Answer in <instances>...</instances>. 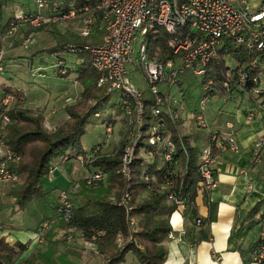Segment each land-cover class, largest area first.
Wrapping results in <instances>:
<instances>
[{
  "label": "built area",
  "instance_id": "1",
  "mask_svg": "<svg viewBox=\"0 0 264 264\" xmlns=\"http://www.w3.org/2000/svg\"><path fill=\"white\" fill-rule=\"evenodd\" d=\"M86 4L77 12L65 9L59 0H34L35 11H18L10 17L5 36L23 33L22 45L26 48L33 39L34 31L62 24H76L77 34L85 38L94 23L100 21L103 38L100 44L79 47L70 46L66 53H86L90 66L99 75L98 86H106L107 94L120 93L121 118L131 129L129 142L120 157L121 172L128 175L132 152L136 142L142 138L145 115L157 118L174 103L170 93L181 76L189 73L201 80L199 112L196 113L197 127L208 131L209 146L200 158L199 174L202 183L198 192L213 191L217 183L213 178L212 164L219 153L240 151L234 125L225 124L227 132L210 129L205 115V106L212 97L220 96L224 102L235 96L254 101L255 111L245 114V123L250 124L264 114V0L253 4L249 0H85ZM167 36L165 49L151 48V45ZM171 58L160 60L162 55ZM4 51L0 50V73ZM228 60L234 62L230 66ZM223 63V70L215 72V63ZM58 61L56 66H62ZM138 71L152 96L151 105L145 106L143 93L133 88L129 76ZM65 74L64 70L60 71ZM163 87L161 89L160 87ZM15 100L7 95L1 100L8 107ZM166 112V111H165ZM168 114V113H167ZM98 116V114H97ZM9 122L6 115L2 126ZM164 125L157 121L151 126L150 145H166L163 158L172 161L173 147L166 141L168 136ZM160 130L161 133H160ZM133 149V150H132ZM253 160L260 163L264 154V133L251 145ZM151 154V153H150ZM20 157L10 151L0 140V184L12 185L18 177L12 171V164ZM102 179V173H93L87 184ZM178 207L184 201L169 196ZM64 207L59 220L67 222L70 205L66 193L60 196ZM196 225H200L197 219ZM52 221H44L36 232V242L41 243ZM259 232L258 248L251 256L254 264L264 263V218ZM172 232L168 239H172Z\"/></svg>",
  "mask_w": 264,
  "mask_h": 264
},
{
  "label": "trees",
  "instance_id": "2",
  "mask_svg": "<svg viewBox=\"0 0 264 264\" xmlns=\"http://www.w3.org/2000/svg\"><path fill=\"white\" fill-rule=\"evenodd\" d=\"M60 2L66 10L73 9L77 12L86 4L85 0H60ZM10 4L11 0L0 1V50L1 36L8 28L10 20L8 18L4 23L3 8H7ZM19 11L23 10L19 9ZM43 31H45L43 28L37 29L34 33ZM102 38L103 31L100 29V21L97 20L87 37H79L77 33L59 35L54 38L55 44L51 48L38 51L32 57L26 58L29 62L27 66L31 69L33 58L47 52L56 55V73L59 77H65L68 71L65 69L64 61L58 58V54L66 53L70 46L98 45ZM167 38L166 35L163 36L152 44L151 48L165 49ZM77 56L81 58V66L76 71V81L81 88L79 97L74 104L64 108L69 121H63L51 133L44 130V118L40 111L24 107L22 103L25 98L22 91L0 84V140L12 153L20 157L19 162L12 164L11 167L18 177L15 186L8 193L14 200L11 207L14 211H23L27 205L34 202L42 210L43 222H49L56 217L59 218L61 210L64 209L59 203L60 196L66 193L70 214L67 222L59 220L62 230L77 232L84 243L93 247L102 264H164L167 257L166 242L168 234L172 232L170 219L174 213L180 212L190 220L199 219L197 198L202 196L209 207L207 220L212 221L215 218V205L208 203V191L198 192L202 183L198 157L191 149H188L189 154L185 157L181 145L176 142L177 138L173 135L170 137V144L177 149L172 153V161L166 162L163 158L164 153L167 152L166 145L146 144L144 137L143 141L136 142L135 147L153 153V157L147 160L137 156L132 158L130 164L132 178L129 184L126 183L121 172L120 153L122 155L123 151L119 147L114 156L94 153V149L90 153L82 152L80 138L86 133V126L91 116L98 114L99 118L101 117V111L104 110L111 94H107L106 86H98L100 75L91 68L89 55L80 53ZM167 58H171V55H162L160 60L164 61ZM4 61L5 59L1 62L3 72ZM58 61H63V65L56 66ZM214 67L215 72L224 68L220 61L216 62ZM61 70L65 71L64 75L60 74ZM201 82L189 73L181 76L176 86L181 97L178 101L181 100L184 105L189 106V100L199 95ZM191 85L194 87L192 90H190ZM7 95H13L16 100L6 108L2 106L1 100ZM143 100L145 106H149L152 96L145 91ZM118 108L120 109L119 103ZM4 115L8 117L9 122L2 126ZM157 121L164 125L165 129L162 130L165 132L172 134L175 131L174 122L165 110L157 118L148 111L141 131L147 133L150 124ZM111 123L107 121L109 126ZM64 157L70 160L76 157L83 158L87 170L91 174L101 172L102 179L93 181L90 185L87 184V179L80 180L77 193H71L68 197V191L65 189L54 197L53 190H44L42 180L48 177L49 167L54 159ZM104 178H106L105 185L102 182ZM128 192L130 199L125 195ZM123 194L124 201L121 199ZM171 194H174L176 199H182L184 206L180 208L170 201ZM141 196L144 198L134 203V198ZM263 207L264 201L257 203L246 214L244 221L228 241L230 249L240 252L242 260L245 257L250 259L258 248L259 240L246 249H242L241 244H236V241L233 243V240L244 239L255 225H259L261 229L264 217L258 218V213ZM25 250L24 244L19 242L10 244L5 238L0 237V264H16ZM50 258L48 252L34 253L22 264H55Z\"/></svg>",
  "mask_w": 264,
  "mask_h": 264
},
{
  "label": "rangeland",
  "instance_id": "3",
  "mask_svg": "<svg viewBox=\"0 0 264 264\" xmlns=\"http://www.w3.org/2000/svg\"><path fill=\"white\" fill-rule=\"evenodd\" d=\"M249 1L253 4L257 3V0ZM19 9L33 13L35 11L34 0H11V4L7 8H3V13L5 14L4 23L8 18L13 16L14 13H17ZM77 29L78 27H76V24L71 22L69 24L48 27L44 29L45 31L43 32H36L33 35L31 43L26 48L22 45V40L24 38L22 32L16 31V33L11 36H5V32L8 30L6 29L1 36V50L4 51L3 59H5V71L0 74V84L15 87L17 88L16 91L20 90L23 92L25 99L22 104L28 109H34L42 113L44 118L43 127L48 133L55 131L63 121H69L68 114L65 112L64 108L74 104L81 91L76 81V71L81 66V58L77 55H71L65 52L58 54V58L64 61L65 69L68 71L65 77H59L56 73V55L45 52L39 56H35L32 61L31 69L27 66L29 62L26 58L32 57L38 51L51 48L55 44L54 38L59 35L76 34ZM53 34H56V36ZM228 63L230 66H234L232 60H228ZM129 79L135 90L141 92L146 90V84L138 71L130 73ZM160 88L163 89L162 86ZM192 89H194L193 85H191L190 90ZM170 95L173 97L174 103L169 105V109L166 107L165 111L168 113L169 118L173 120V129L175 131L172 134L167 131L168 136L164 143H167V140L171 143L170 137L174 135L177 138L176 142L181 145L185 157L189 154L188 149H191L196 154V157H198V161H200L203 151L209 146L207 138L208 131L197 127L195 123L196 113L199 112L201 92H199V95L189 100L188 104L190 107L184 105L183 101H178L179 98H181L179 96L178 87H173ZM119 99V92L112 93L104 110L101 111V117L99 118L97 114L91 116L90 122L86 126V133L80 138L82 152L90 153L91 150L94 149V153L114 156L119 149H121V151L125 149V146L129 142L131 129L128 128V125L121 118V111L118 108ZM236 110L237 106L234 98L224 102L222 97L217 96L210 98L206 103L205 115L208 122H210L219 111L235 112ZM107 121L112 122L110 126L107 124ZM151 126L150 124L147 133L142 132V138L145 137L146 144H149V139L151 137L149 136L151 135ZM121 143L122 146L120 147ZM118 147L119 149H117ZM176 149L177 148L174 146L173 151H176ZM136 156L147 160L153 157V153L150 154L148 151L145 152L143 148L136 149V147H134L132 157ZM85 163L86 161L81 157H76L72 160L68 157L54 159L49 167L48 177L42 180L44 190H53L54 197H57L58 192L65 189L68 191V197L71 193H77L76 191L79 190L78 182L87 179L91 175V172L85 167ZM124 177L126 183L130 184L132 169H130L129 174L124 175ZM105 179L106 178L103 179V183ZM14 186L15 184H0V192L5 194L4 201H6L4 203L2 202V204L6 207H11L12 204H14L13 198L8 195L11 188ZM125 195L130 199L129 192ZM141 198H144V196L134 198V203ZM121 199L124 201V194ZM37 206L38 205L33 202L27 205L24 211L15 210L17 213L14 212L11 214L9 223L33 228L38 224L39 220L43 219L42 210ZM47 215L48 214H46V216ZM134 223L136 224V219H134ZM258 231L259 225H255L254 228L248 232L249 240L255 239L258 235ZM46 237L49 238L50 242L56 243L51 244L47 251L51 257V261L54 257L57 262L61 264H83V257H89L92 253V251L88 249V252L85 253V249H82V247L85 246L82 245L83 241L80 239V235L77 232L62 230V224L58 217L52 220V224L46 232L43 241L41 243L37 242L36 245L42 246ZM128 260H130V258H128ZM243 260L244 264H253L249 258L245 257ZM55 264L57 263L55 262Z\"/></svg>",
  "mask_w": 264,
  "mask_h": 264
},
{
  "label": "crops",
  "instance_id": "4",
  "mask_svg": "<svg viewBox=\"0 0 264 264\" xmlns=\"http://www.w3.org/2000/svg\"><path fill=\"white\" fill-rule=\"evenodd\" d=\"M233 98L237 110L219 111L209 122L211 130L221 133L227 132L225 126L227 122L232 123L240 148L237 154L219 153L211 166L217 188L208 192L207 199L208 203L215 205V218L212 221L207 220L209 207L202 196L197 198L199 226L196 225V220L185 218L180 212L174 213L170 219L173 238L167 239V257L164 264H243L240 252L231 250L228 241L244 221L246 214L257 203L264 201V154L261 162L254 164L251 151L252 143L264 133V114L246 124L245 114L248 111H255L256 105L251 99L241 96ZM4 198L5 194L0 192V237L5 238L10 244L19 242L26 246L25 252L16 264H22L34 253H46L51 244H56L46 237L42 246L36 245V232L43 219L33 228L9 223L11 214L17 212L12 207L2 204L6 202ZM262 217L264 207L258 213V218ZM259 232L260 226L255 239L249 240L247 235L244 239H234L233 243L236 241V244H241L242 249H246L258 240ZM82 245L85 246L82 247L85 253L88 250L92 251L89 257H83V264H102L92 246L84 242ZM52 261L61 264L54 257Z\"/></svg>",
  "mask_w": 264,
  "mask_h": 264
}]
</instances>
